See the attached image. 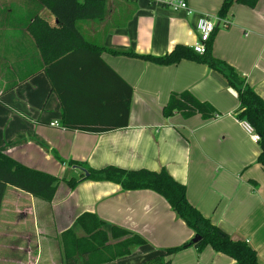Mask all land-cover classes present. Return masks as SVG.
Instances as JSON below:
<instances>
[{"label":"crops","instance_id":"obj_1","mask_svg":"<svg viewBox=\"0 0 264 264\" xmlns=\"http://www.w3.org/2000/svg\"><path fill=\"white\" fill-rule=\"evenodd\" d=\"M186 2L192 13L155 0H106L102 18L77 21L91 45L46 64L28 28L37 14L51 25L57 18L39 0H0V149L62 179L51 202L6 188L0 264H66L62 233L84 235L78 218L85 212L108 229L119 226L147 240L102 264H135L195 237L154 190L92 179L69 186L64 179L81 173L71 160L96 169H166L186 185L194 206L232 238L246 240L264 264V164L259 143L237 117V90L204 62L158 65L111 51L164 55L178 44L194 47L200 17H218L223 0ZM227 18L228 27L217 21L212 54L264 99V0L254 7L235 2ZM183 91L209 102L217 115L166 117L171 94ZM168 258L170 264H238L211 246Z\"/></svg>","mask_w":264,"mask_h":264},{"label":"trees","instance_id":"obj_2","mask_svg":"<svg viewBox=\"0 0 264 264\" xmlns=\"http://www.w3.org/2000/svg\"><path fill=\"white\" fill-rule=\"evenodd\" d=\"M39 1L58 20L56 25H51L47 19L37 14L28 28L46 64L52 63L77 49L91 45L78 29L77 21L102 18L105 15L106 0ZM258 1L223 0L218 14L220 17L227 18L235 2L254 7ZM216 32L217 30L212 34L203 54H199L194 51L193 47L183 44L176 45L164 55L137 54L129 50L111 51L115 54L140 57L158 65L178 63L185 58L192 59L207 63L212 68L221 71L230 85L238 92L240 105L237 117L247 121L260 134L258 143L261 151L258 162L264 164V99L231 64L216 58L212 54ZM131 94L130 89L128 102ZM175 113H181L186 118L201 114L204 119H210L217 115L215 108L209 102L199 100L190 91L171 94L169 101L164 106L163 114L169 117ZM84 129L90 130L92 128ZM69 164L81 169L79 176L72 175L70 178L64 179L69 186L74 187L82 180L92 179L120 183L126 190H154L166 198L172 209L184 219L196 235L201 236L197 242L190 240L180 246L168 247L162 253L135 264H170L168 257L190 246H195L199 250L211 246L216 252L232 257L238 264H260L257 250L246 240L232 238L227 231L206 217L189 201L186 185L176 180L166 169L161 171L146 168L131 170L113 165L96 169L77 160H71ZM86 172L89 174L86 175ZM61 181L62 179L48 172L19 162L0 149V208L6 188L9 185L51 202ZM78 223L82 227L84 235H78L71 228L62 233L66 264H102L130 254L134 247L147 243L145 238L125 228L112 225L108 229L104 220L92 212H85L80 215Z\"/></svg>","mask_w":264,"mask_h":264},{"label":"built area","instance_id":"obj_3","mask_svg":"<svg viewBox=\"0 0 264 264\" xmlns=\"http://www.w3.org/2000/svg\"><path fill=\"white\" fill-rule=\"evenodd\" d=\"M158 1L160 4L167 5V6H174L175 8H180L186 10L188 13H192L193 10L189 8L186 0H155ZM217 21L219 24L228 27L229 19L224 17H216L213 18L210 15L203 14L198 23V30H199V42L194 45L193 49L195 52L199 54H203L206 51L207 43L210 40L212 34L216 30ZM243 126L250 134V137L253 141L258 142L260 140V134L257 133L252 125H250L247 121H243ZM52 125H59L58 122H53Z\"/></svg>","mask_w":264,"mask_h":264},{"label":"water","instance_id":"obj_4","mask_svg":"<svg viewBox=\"0 0 264 264\" xmlns=\"http://www.w3.org/2000/svg\"><path fill=\"white\" fill-rule=\"evenodd\" d=\"M88 174H89V173L86 172V175H88ZM200 239H201V236L196 235V236L192 239V241L197 242V241H199Z\"/></svg>","mask_w":264,"mask_h":264},{"label":"rangeland","instance_id":"obj_5","mask_svg":"<svg viewBox=\"0 0 264 264\" xmlns=\"http://www.w3.org/2000/svg\"><path fill=\"white\" fill-rule=\"evenodd\" d=\"M223 30H225V27H222V26H221V27H219V29H218V31H219V32H221V31H223ZM249 135H250V134H249ZM69 173H70V172H69ZM52 175H54V176H56V177H58V178H60V177H61V176H59L60 174H59V175L52 174ZM67 175H69V174H67Z\"/></svg>","mask_w":264,"mask_h":264}]
</instances>
